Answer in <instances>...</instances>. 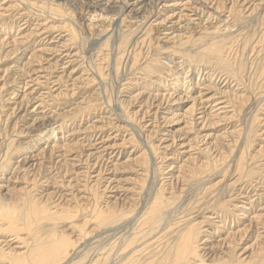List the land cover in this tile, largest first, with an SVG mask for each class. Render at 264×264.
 Segmentation results:
<instances>
[{
    "label": "rangeland",
    "instance_id": "1",
    "mask_svg": "<svg viewBox=\"0 0 264 264\" xmlns=\"http://www.w3.org/2000/svg\"><path fill=\"white\" fill-rule=\"evenodd\" d=\"M89 1L0 0V205L18 206L31 194L74 213L92 207L96 193L102 210L108 202L134 204L148 151L154 186L164 185L168 198L181 195L178 209L201 223L202 241L210 238L200 248H210L215 260L240 264L254 257L264 264V0H129L135 11L146 3L132 20L121 8L127 0ZM91 4H98L97 13L85 9ZM97 21L106 25L105 37L116 26L133 28L134 48L122 53L128 59L116 69L120 55L112 54L113 44L99 47L93 37L84 43L82 35L72 40L71 28L87 37ZM135 55L140 59L131 67ZM153 59L160 65L153 63V74L145 76L143 67ZM152 95L168 102L150 109L145 102ZM92 153L91 159L99 156L93 176L100 168L109 171L72 184L64 175L73 170L72 160ZM31 155L33 164L20 168ZM193 170L204 172L200 182L210 190L205 205L192 212L189 204L201 193L190 179ZM70 223L59 227L72 236ZM3 224L0 243L7 245L0 251L25 250L26 233L16 237Z\"/></svg>",
    "mask_w": 264,
    "mask_h": 264
},
{
    "label": "bare ground",
    "instance_id": "2",
    "mask_svg": "<svg viewBox=\"0 0 264 264\" xmlns=\"http://www.w3.org/2000/svg\"><path fill=\"white\" fill-rule=\"evenodd\" d=\"M96 5L98 4H94V5L91 4V6H87L85 9L86 10L88 9V11L92 9L91 11L95 14L98 12V10H93L95 8L98 9ZM141 5L146 6L145 1H143ZM142 6H139L138 11H135L134 8L133 9L131 8L133 7V4L131 5L129 3V0H127L126 2H123L121 8L123 10H126L127 12L129 11L127 14L128 19L132 20L134 17L135 19L138 18L136 16L140 15V11H141L140 9H142L141 8ZM84 11L85 10L80 11L81 15H83L82 12ZM100 12L101 14L103 13L102 11ZM212 13L215 15L216 11L215 13L214 11H212ZM149 15H147L148 17H146L145 19L143 18V21L145 20L148 22ZM98 22L99 21H97V23ZM99 24H100L99 27L96 26L97 28H94L91 31L88 29L87 37L85 36L87 35V33L86 34L80 33L78 32L79 30L77 31L76 29L71 28L70 31L72 35V40H74L73 37L77 38L82 35L81 39L84 41V43L88 41V38L93 37L91 38V40L99 47L108 48L113 44V47L115 48V53L114 50H112V54H114L117 57L120 55V57L117 58L114 62L115 64L114 66L116 69V67L117 68L119 67V64L125 62L126 59H128L127 55L125 58H123L122 53L128 51V49L134 48L133 40L131 38L132 36L129 31L131 28L129 27L130 29H127L128 31H122L120 28L117 30V26H116L115 29H112L108 33H106V37H105L103 36V33L105 32L106 25L100 22ZM159 30L160 27H158V29L157 27H155L156 33L159 32ZM91 40L89 39V41ZM153 47L154 46H151V51L154 53L160 50V49L157 50L158 47H154V48ZM217 52L219 54L221 53L219 51ZM152 57H154V55ZM138 59H140V57L138 55H135L134 58L132 59V64L130 66L134 67L137 64ZM150 62H148L145 67H143L144 69L142 72H145V76L150 75L152 73V70L155 69L157 65H160L158 59L150 60ZM153 63H155L156 66L153 65ZM101 76L102 73L99 70L97 74V78H100L99 81L103 82V78H101ZM178 81L179 79L174 78L171 79L170 83L171 85H174L176 87L178 85L177 83H179ZM160 96L161 95H152L148 97L149 99H147L145 104L149 103L148 107L150 109L153 107H156L157 110L162 109L163 108L162 106L168 101L167 99L159 98ZM164 100L166 101L163 104ZM112 101L113 100L110 101V104H114V102L112 103ZM121 102L120 104L122 106ZM114 105H116V103ZM118 107H120V105ZM118 107L117 105L115 106V111L117 113L121 112L119 111ZM15 110H18V108H16ZM196 111H194L195 112L193 114L194 119H192V122H195L194 120H195V115L197 113ZM130 120L132 121V119L129 117V121ZM129 121L125 122L124 120L123 122H125L126 125H129L130 123ZM195 123L193 125H195ZM131 131L134 132V129ZM10 148L11 147H8L7 155L5 154V156L3 157L4 160L8 159L7 156L11 150ZM56 148L58 151L59 146H55L54 144L51 149L52 151L53 150L55 151ZM57 153L58 152L56 153L54 152V155H56L55 158H59V155ZM148 153H149L148 151H144V154L146 156L145 158L146 165L144 169L145 175H143L142 183L139 188L140 193L138 195V200L134 204L119 205L117 203L116 205V203L114 204L108 202L105 205L106 210H102L101 206H99V201H98L100 195L96 193L93 196L94 205L92 207L87 209L80 206L78 207V209H76L74 213H70L69 210H63L60 212L59 210H57L58 209L57 206H55L54 204H53L54 206H51L50 202L52 200L50 201V198L48 200H42V199L39 200L40 196L38 197L39 199H36L35 196H32L31 194H27L24 199L21 198V203L19 202L20 204L18 206L13 205L11 207H7L4 205L3 206L0 205V222L5 221V223L7 224L6 225L7 231L13 233L16 237H19L18 233L20 231H24L27 236L26 237L27 239L26 240L24 239L23 241V243L26 246H25V250L22 247L23 249L22 252L17 253V251L14 252L13 249L4 252L0 251V264H233V262L229 260L226 262L221 261L219 259L215 260L217 258L214 257V253L211 252L210 248H200L202 244L205 245L206 243H208L209 242L208 240L210 238L209 239L207 238V240L202 241L201 238L202 233L200 226L201 223L194 224V221L189 219L190 215L187 214L189 210L181 211L180 209H178L176 205L179 201L180 202L182 201L181 195L179 197H174V194H171V196L168 198L166 197L165 194L168 191L167 189H165L164 185H161L159 188L154 186L156 183V179H155V174H153L154 169L152 165V159L151 156L148 155ZM94 154L95 153H92L87 156L84 155V160L83 158L80 157H77V159L72 160L76 162V163H72L73 170L77 169V166H79L80 164L85 165L83 173L81 172L76 173V171L73 170L69 171L70 175L69 172L64 173V175L68 173L66 176H69V178L71 177L70 181L72 182V184L76 185L77 180L80 181L81 177L83 178L82 180L84 181V183H87V181L89 182L90 180L93 179V177H95V179L101 178L102 173H104L105 175L109 171V168H107V170L100 168L99 172L95 176H93V174L95 173L94 169L97 167L96 165L98 163V157H99L96 156L95 158L91 159ZM35 156L36 155L25 157L23 160L20 161L19 167L24 169L26 166L32 163ZM243 160L244 157L241 158L238 164L239 170L242 168ZM92 161H96V163H92ZM203 174L204 172H200L199 170L198 171L193 170L190 173V179H192V182L195 184V187L199 190V192L201 193L203 192V195H201V197H199V194L201 193L196 194L195 199L192 202H190L191 203L189 204L190 211L192 212L201 209V207L205 205L204 194H207L210 190V188H206V183H204V181L200 182V176ZM35 178L36 177H34V179ZM43 179L45 180L44 183H47L49 180H51L50 178H46V179L43 178ZM33 181L35 182L32 188H35V186L37 185V181L36 180ZM110 182L105 181L106 185L104 187L105 188L104 190H107V192L110 191V189L112 188V187L110 188V184H109ZM183 193L184 191L181 192V194ZM41 198L43 197L41 196ZM64 220H71L70 229H73L74 231H72V233H75L72 236H70V234H68L65 230H63V228L60 229L59 226L61 225V222H63ZM49 223H50V227L48 228L46 227L45 224H49ZM258 223L260 224L261 222ZM249 224L250 227L252 228L253 224L252 223ZM255 225L257 226V224ZM3 226L4 224L0 227V231L3 228ZM245 228L243 230H245ZM249 229L247 233L249 232ZM241 232L242 231H240V233ZM243 233L245 232L243 231L241 234ZM233 237H235V235ZM236 241H237L236 243L238 244V240ZM241 241L242 239L240 240V242ZM4 243L6 246L7 245L6 241L0 243V245ZM9 248L10 247H7V249ZM258 250H260V248ZM251 255L250 258L252 257ZM209 259L210 261H208ZM245 261L242 262L238 261V263L259 264L258 258L256 259L254 257L248 259L246 263ZM261 264H263V262Z\"/></svg>",
    "mask_w": 264,
    "mask_h": 264
}]
</instances>
